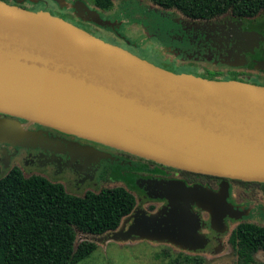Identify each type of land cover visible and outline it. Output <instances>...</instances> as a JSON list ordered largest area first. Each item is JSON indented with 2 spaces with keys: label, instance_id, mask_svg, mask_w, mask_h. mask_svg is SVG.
I'll list each match as a JSON object with an SVG mask.
<instances>
[{
  "label": "water",
  "instance_id": "water-1",
  "mask_svg": "<svg viewBox=\"0 0 264 264\" xmlns=\"http://www.w3.org/2000/svg\"><path fill=\"white\" fill-rule=\"evenodd\" d=\"M71 8L76 18L100 28L120 25L83 0H74ZM242 32L241 39H262ZM0 112L174 168L264 182V85L175 72L45 10L5 0H0ZM16 135L14 122H0V144L16 142ZM65 150L82 160L79 172L85 163L109 157L91 147ZM0 153L7 167L6 148L0 146ZM135 185L166 203L150 213L134 208L111 239L202 249L208 240L199 232L201 218L193 206L209 213V225L219 233L227 229L226 217L248 214L227 201L226 181L217 191L165 179L138 178Z\"/></svg>",
  "mask_w": 264,
  "mask_h": 264
},
{
  "label": "trees",
  "instance_id": "trees-1",
  "mask_svg": "<svg viewBox=\"0 0 264 264\" xmlns=\"http://www.w3.org/2000/svg\"><path fill=\"white\" fill-rule=\"evenodd\" d=\"M149 1L162 9L176 10L192 20H209L226 13L253 17L264 10V0ZM92 2L91 7L100 13L113 7V0ZM131 51L148 59L140 52ZM148 60L176 72L183 64ZM196 65L188 64L189 68ZM204 70L208 75L212 71ZM114 173L124 178L119 170ZM125 181L134 189L133 178L128 176ZM135 205L134 194L124 186L103 187L97 192L88 190L83 195H76L69 193L61 182L39 174L26 176L18 165L4 174L0 166V264H76L97 248L93 240L83 239L76 243L77 232L102 235L114 231ZM228 242L236 254V264H264L254 257L264 250V225L240 222ZM202 260L184 256L181 260L176 259L174 264H202Z\"/></svg>",
  "mask_w": 264,
  "mask_h": 264
},
{
  "label": "rangeland",
  "instance_id": "rangeland-1",
  "mask_svg": "<svg viewBox=\"0 0 264 264\" xmlns=\"http://www.w3.org/2000/svg\"><path fill=\"white\" fill-rule=\"evenodd\" d=\"M9 1V0H7ZM45 1V0H41ZM68 4L71 0H65ZM88 6H92V0H83ZM28 4H31L28 2ZM49 8L54 4L49 2ZM65 19H73L70 12H66ZM104 18L120 22L119 33L124 35L132 46L130 49L140 52L152 61L183 63V61L197 60L211 66L226 65L243 67V55L240 54L243 44L238 39V34L247 28L255 27L264 22V10L251 19L234 17L229 13L212 20H191L176 10L162 9L149 0H113V7L108 12H102ZM70 17V18H69ZM64 19V18H63ZM84 29L93 32L108 42H115L114 38L104 29L96 25L79 23ZM147 59V60H148ZM150 61V60H149ZM151 62V61H150ZM155 64V63H154ZM177 72H189L188 64L179 65ZM247 67V65H246ZM176 72V71H175ZM194 73L212 79L234 78L226 74H216L211 71L210 75L202 69ZM258 80V79H253ZM258 82V81H257ZM264 84V81H262ZM19 161L23 173L27 176L33 173H45L54 182L64 184L69 193L83 195L85 191L97 192L103 187L124 186L132 192L136 198V207L145 208L148 204L157 208L161 202H149L143 204L141 196L136 189L131 188L124 178H119L115 170L124 169L119 163H112L96 176L95 180L75 188L68 183L69 180L63 175H56L51 168L43 169L36 165ZM7 169L2 171L4 174ZM121 172V170H119ZM66 183V184H65ZM264 210V209H263ZM124 217L119 225H127ZM204 222H208L204 215ZM249 221L264 225V216L260 214L245 217L241 222ZM240 222V221H239ZM235 223H226L227 229L219 239L218 251H214V245L204 251L191 252L176 247L168 242H157L146 239L114 240L111 239V231L102 235H90L81 232L76 234V243L83 240H93L97 248L76 264H174L176 259L188 256L202 258V264H236V254L229 245H226L230 230ZM205 232V230H203ZM255 258L264 261V252L259 251Z\"/></svg>",
  "mask_w": 264,
  "mask_h": 264
},
{
  "label": "flooded vegetation",
  "instance_id": "flooded-vegetation-1",
  "mask_svg": "<svg viewBox=\"0 0 264 264\" xmlns=\"http://www.w3.org/2000/svg\"><path fill=\"white\" fill-rule=\"evenodd\" d=\"M71 1L73 2L74 0H71ZM7 2L16 4L18 6H21V7L30 9V10H45L55 16H59L64 19L67 16L66 12L68 11L73 16V19L69 17L70 19H67L68 21L76 24L77 26H80L81 28H84V27H82L79 24L80 22L93 25L92 23L83 22L79 20L78 18H76L73 15V10L71 8L72 2L68 4L65 0H57V1H54V0H45V1L9 0ZM28 2L31 4H28ZM49 2L54 4V8L52 9L49 8V4H48ZM259 14L260 12L253 17H256ZM102 17L104 18V16ZM253 17H245V18L251 19ZM215 18H218V17H215ZM215 18H212V19H215ZM212 19H209V20H212ZM119 27L116 30L111 29V28L104 29V30H106L107 33H109L114 38L115 42H112L113 44L121 46L122 48L132 52L130 49L132 45L126 41L127 38L124 35L119 33L120 32L118 31ZM247 29L248 30H244V31L257 32L262 36V39H260V37H257V36H250V37L245 36V39L238 38L244 46L243 48L240 49L241 50L240 54L243 55V58H242V61L244 63L243 67H234V66H229V65H226L225 67L211 66L206 63L197 61V60L183 61V64L184 63L197 64L193 68H190L191 70H193L192 73H194L195 70H199V69H202L205 72L204 68H207V69L212 70L216 74H226V75L234 77V78H229V79H236V80L247 81V82H252L255 84L264 85L262 83V81H264V63H263L264 62V22L256 25L255 27H251ZM214 70H219V71L215 72ZM247 72L248 73L253 72L256 75L255 76L252 75L251 77L248 75ZM253 79H258V80L255 81ZM6 121H11L16 124L17 135L15 137L16 142H13V143L5 142V143L0 144L1 147L6 148L7 153L10 156L8 166L4 167L2 163L3 155L0 153L1 171H3L4 169L5 170L7 169L8 171L14 165H18L21 168V165L19 161L17 160V158H20L23 164L30 163L31 165H36L38 167H42L43 169L50 167L52 173L56 175L65 176L66 179L69 180L68 183L74 185L75 188H78L80 185H85L87 183L94 181L96 176H98L99 173L103 172L108 165L112 163L113 164L119 163L120 165L124 166V169H119L121 170L122 174H124V178L126 179L128 178V176L133 178L132 184L134 186V189H136L139 195L141 196L140 198L142 199L143 204L153 202V201L161 202L160 206L157 208L153 207L151 204H148L145 208H142V207L135 208V209H144L146 210L147 213L156 211L161 206H163L166 203V201L164 199L148 198L144 190L142 188H138L135 185V181L138 178L178 180V181L184 182V184L187 186L200 185L203 187H208L215 191L219 189L220 184L223 181H226L228 183L227 201L230 202L234 207L238 209L245 208L248 210V214L245 216H242L239 219H232L228 217L225 218V223H231V222L235 223L233 228L230 230L228 238L231 232L235 229V227L241 222V220H243L245 217L250 215V212H252L253 215L260 214V216H264V210H263L264 209V182L244 181V180H239V179H234V178H223L219 176L196 173V172L174 168L168 165H164V164H161V163L149 160V159H145V158L124 152L122 150L111 148L104 144L97 143L95 141H92V140H89L83 137H79L77 135L67 133V132L61 131L53 127H49V126H46V125H43V124H40L34 121H30V120H27L21 117H16V116H12V115L0 112V122H6ZM26 141H28L30 145H24ZM77 147H91L98 151L107 153L109 157L105 160H99V161L92 162V163H85V168H83V170L79 172L77 170V167L79 166L82 160L76 159L78 155L77 153L72 154L69 151L65 150V149L77 148ZM50 159L53 160L54 162L48 163L47 161H50ZM69 162H71V164H68ZM67 165H70V166L65 167ZM33 174H39L41 176L48 178L45 175V173L44 174L43 173H33ZM193 209L198 212L201 218V227H200L199 232L205 235L208 241L205 247L202 249L186 250V251H191V252L204 251L211 246L212 242H217V244L214 245L213 248H214V251H218L219 239L222 233H219L210 227L209 213L207 211L201 210L197 208L196 206H193ZM204 215L207 217L208 222L206 221L204 222L203 220ZM243 222H249V221H243ZM203 230H205V232ZM228 238L225 244L229 245L230 249H233L230 243L228 242Z\"/></svg>",
  "mask_w": 264,
  "mask_h": 264
}]
</instances>
